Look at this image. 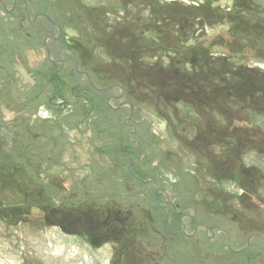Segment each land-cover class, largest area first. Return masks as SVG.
I'll list each match as a JSON object with an SVG mask.
<instances>
[{
	"label": "rangeland",
	"instance_id": "374dc122",
	"mask_svg": "<svg viewBox=\"0 0 264 264\" xmlns=\"http://www.w3.org/2000/svg\"><path fill=\"white\" fill-rule=\"evenodd\" d=\"M70 1L0 0V264H264V0Z\"/></svg>",
	"mask_w": 264,
	"mask_h": 264
},
{
	"label": "trees",
	"instance_id": "16d2710c",
	"mask_svg": "<svg viewBox=\"0 0 264 264\" xmlns=\"http://www.w3.org/2000/svg\"><path fill=\"white\" fill-rule=\"evenodd\" d=\"M70 2H71L70 0L69 1H66L65 0V3L70 4ZM25 3H26V6H27V1ZM43 13L44 14H42V15H44V16L47 15V14H45V11ZM47 16H49V15H47ZM41 21L43 22V21H45V19L44 20L41 19ZM42 22H40V23H42ZM40 36H43V35H40ZM40 36H36L35 37V40H37V38H39ZM79 49H78V51H79ZM85 61L86 60H84V58L82 57L80 59V66L82 65V67H81L82 69L85 68V70H89V67H88V65H86V62ZM90 71L91 70H89L88 73H90ZM37 75L40 78L39 79L40 80V84L38 86V89L45 91L46 94L48 92L52 93V96L50 97L51 100H54L55 97H57L63 103V102H65V99L68 100V98H71L70 95H72L73 97H75V96L79 97V95L77 94V92H79L81 95L84 96L83 98H86V99H84L85 103L88 104V105H90V106L87 105L88 106V111L87 112H91L92 108H90V107H92L91 106L92 103L95 104V106L97 108H99L100 110L103 107L106 106L105 103L102 100L105 97V95H106L105 93H100V94L96 95L95 92H94V90L91 89V87H89L88 85H85L84 84V85L81 86L79 84V78H76L75 79V75L69 74L68 75V79L65 78L66 81H64L63 80L64 77L61 75L60 71H58L56 67H53V65L50 66V67L48 66L46 68H42L41 70L38 71V74ZM53 84L58 85L59 89H57V86L56 85H53ZM47 87H49V89ZM94 95L97 97V99L94 98ZM39 99H40V96H32L29 99V103L34 105V103L36 101H38ZM34 109H35L34 106L26 105V107L24 109H22V110H24L23 114L24 113L25 114L33 113ZM24 127L26 128V130L28 129L26 125ZM111 150L105 152V154L107 155V157H109L110 154H115V155L125 156L126 158L129 159V162H132V161L135 160V159L132 158V156L135 155L136 152L135 151H132L131 149H129L127 147H120V148L115 149L113 151H111ZM12 155H14V154H9V156H8V157H10V161L12 163L18 164L19 162L23 161L22 160V158H23V155L22 154H20V155H22L21 158L18 157L19 156L18 154H16L15 156H12ZM130 159H131V161H130ZM24 161H23L22 164H20L21 166L25 165V163H27L28 159H25ZM27 170L30 171V168L28 167ZM24 173H25V175L27 174L26 170H24ZM22 183L24 184V186L27 185V183L25 181H23ZM244 254L243 255L236 254V255L231 256V258H230V261H231L230 264H243V262H245V263H249L250 262L251 263L252 258H244L245 257ZM245 259H247V260L245 261Z\"/></svg>",
	"mask_w": 264,
	"mask_h": 264
},
{
	"label": "flooded vegetation",
	"instance_id": "af4514ba",
	"mask_svg": "<svg viewBox=\"0 0 264 264\" xmlns=\"http://www.w3.org/2000/svg\"><path fill=\"white\" fill-rule=\"evenodd\" d=\"M126 102V101H125ZM125 102H123L124 104H125ZM124 107V105H122V103L121 104H119L118 105V107H117V110H119V109H122ZM129 120V119H128ZM126 125H128V123H125ZM129 125H131V126H133L132 124H129ZM136 126H135V124H134V128H135ZM134 133H136V132H134ZM134 135V134H133ZM97 202H103L102 200H97ZM96 203V202H95ZM104 210L103 211H107V207H104L103 208ZM103 215H104V217H105V219H103L102 221H101V223H102V226H103V228L105 229V230H108V232H110L111 233V235H116V232H114V230L113 229H111V226H110V228L108 227V222H113V221H119L118 220V216L114 213V212H109V214L108 215H106L105 216V213L103 212ZM68 217H73V216H68ZM49 219H52V218H50V217H48ZM75 218V217H74ZM117 218V219H116ZM91 232H96V230L95 229H93ZM99 236V234H97V237ZM96 237V238H97Z\"/></svg>",
	"mask_w": 264,
	"mask_h": 264
},
{
	"label": "water",
	"instance_id": "95a60500",
	"mask_svg": "<svg viewBox=\"0 0 264 264\" xmlns=\"http://www.w3.org/2000/svg\"><path fill=\"white\" fill-rule=\"evenodd\" d=\"M45 17V16H44ZM47 20H49L50 21V19L48 18V17H45ZM121 90L123 91V89L121 88ZM126 103V102H125ZM127 104V103H126ZM122 105H124V103H122ZM133 106L130 104V117L132 116V113H133Z\"/></svg>",
	"mask_w": 264,
	"mask_h": 264
},
{
	"label": "bare ground",
	"instance_id": "6f19581e",
	"mask_svg": "<svg viewBox=\"0 0 264 264\" xmlns=\"http://www.w3.org/2000/svg\"><path fill=\"white\" fill-rule=\"evenodd\" d=\"M22 18V17H21Z\"/></svg>",
	"mask_w": 264,
	"mask_h": 264
}]
</instances>
